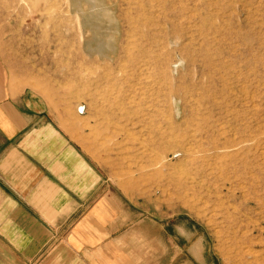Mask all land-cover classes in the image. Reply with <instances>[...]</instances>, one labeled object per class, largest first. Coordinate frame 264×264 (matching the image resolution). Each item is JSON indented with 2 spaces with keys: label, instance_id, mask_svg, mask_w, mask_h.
<instances>
[{
  "label": "rangeland",
  "instance_id": "rangeland-1",
  "mask_svg": "<svg viewBox=\"0 0 264 264\" xmlns=\"http://www.w3.org/2000/svg\"><path fill=\"white\" fill-rule=\"evenodd\" d=\"M0 71L183 260L264 264V0H0Z\"/></svg>",
  "mask_w": 264,
  "mask_h": 264
},
{
  "label": "crops",
  "instance_id": "crops-1",
  "mask_svg": "<svg viewBox=\"0 0 264 264\" xmlns=\"http://www.w3.org/2000/svg\"><path fill=\"white\" fill-rule=\"evenodd\" d=\"M46 110L0 71V264H196Z\"/></svg>",
  "mask_w": 264,
  "mask_h": 264
},
{
  "label": "bare ground",
  "instance_id": "bare-ground-1",
  "mask_svg": "<svg viewBox=\"0 0 264 264\" xmlns=\"http://www.w3.org/2000/svg\"><path fill=\"white\" fill-rule=\"evenodd\" d=\"M88 50H89V49H88ZM190 151H191V150H190ZM263 218H264V217H263ZM258 223H261V222L258 221ZM261 224H262V223H261ZM258 225H260V224H258ZM258 225H257V226H258ZM201 245H202V244H201ZM201 245L198 244V246H197V251H198V254H200V257H203V256H202V252H203V249H202V248H203V247H202Z\"/></svg>",
  "mask_w": 264,
  "mask_h": 264
}]
</instances>
